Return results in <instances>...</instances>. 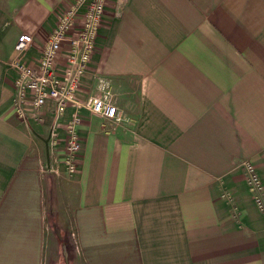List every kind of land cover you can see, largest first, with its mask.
I'll return each mask as SVG.
<instances>
[{"label":"crops","instance_id":"obj_1","mask_svg":"<svg viewBox=\"0 0 264 264\" xmlns=\"http://www.w3.org/2000/svg\"><path fill=\"white\" fill-rule=\"evenodd\" d=\"M72 1L0 0V264H45L52 228L71 264H264V212L241 169L264 192V0H108L77 97L103 81L120 120L70 105L52 146L53 102L20 117L9 64L22 34L37 61Z\"/></svg>","mask_w":264,"mask_h":264},{"label":"built area","instance_id":"obj_2","mask_svg":"<svg viewBox=\"0 0 264 264\" xmlns=\"http://www.w3.org/2000/svg\"><path fill=\"white\" fill-rule=\"evenodd\" d=\"M107 1L73 0L60 9L42 53L33 63L24 59L32 44L30 35H20L14 45L15 55L9 64L15 91L14 110L24 118L27 106L39 110L47 101H52L54 122L49 134L52 146L59 144L56 124L70 105L77 109L83 107L103 120H120L113 103V93L103 81H99L97 94L89 96L83 104L77 97L82 75L96 51L100 31L105 24ZM61 60L64 61L62 66ZM80 119L76 110L64 127L62 164L71 176L77 172V158L81 149V140L76 131ZM241 169L255 206L264 212L263 186L254 165L243 162Z\"/></svg>","mask_w":264,"mask_h":264},{"label":"rangeland","instance_id":"obj_3","mask_svg":"<svg viewBox=\"0 0 264 264\" xmlns=\"http://www.w3.org/2000/svg\"><path fill=\"white\" fill-rule=\"evenodd\" d=\"M50 233H51V238L53 240V243H52L51 248L49 249L48 256L46 255L45 264H69V261L66 258L67 255H66L65 250L62 249L58 245V243H56L58 241L57 239L60 237L57 230L52 228L50 229ZM59 248H61V250Z\"/></svg>","mask_w":264,"mask_h":264},{"label":"trees","instance_id":"obj_4","mask_svg":"<svg viewBox=\"0 0 264 264\" xmlns=\"http://www.w3.org/2000/svg\"><path fill=\"white\" fill-rule=\"evenodd\" d=\"M61 244L66 252V258L69 261V264H71L72 258H73V252L71 250V245L69 244L68 240L64 237L61 241Z\"/></svg>","mask_w":264,"mask_h":264}]
</instances>
